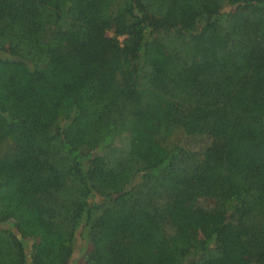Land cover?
I'll return each instance as SVG.
<instances>
[{"label": "trees", "instance_id": "trees-1", "mask_svg": "<svg viewBox=\"0 0 264 264\" xmlns=\"http://www.w3.org/2000/svg\"><path fill=\"white\" fill-rule=\"evenodd\" d=\"M4 142L0 264H264V0H0Z\"/></svg>", "mask_w": 264, "mask_h": 264}, {"label": "rangeland", "instance_id": "rangeland-1", "mask_svg": "<svg viewBox=\"0 0 264 264\" xmlns=\"http://www.w3.org/2000/svg\"><path fill=\"white\" fill-rule=\"evenodd\" d=\"M187 141L196 150L201 149V148L205 147L206 145H208V142L205 138H201V139H199V138H188ZM7 147H8V142H4L1 145L0 151L2 153L6 152L8 150ZM210 205H211V203L205 199H199L197 201V207L201 208V209H205V208L209 207ZM69 264H83V259L81 257L79 249L76 250V252L74 253V256L72 257L71 262Z\"/></svg>", "mask_w": 264, "mask_h": 264}]
</instances>
